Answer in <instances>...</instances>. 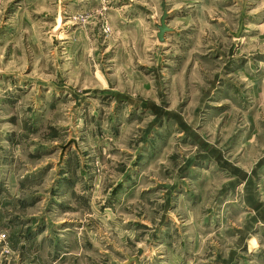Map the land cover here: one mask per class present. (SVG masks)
Here are the masks:
<instances>
[{
  "label": "rangeland",
  "instance_id": "rangeland-1",
  "mask_svg": "<svg viewBox=\"0 0 264 264\" xmlns=\"http://www.w3.org/2000/svg\"><path fill=\"white\" fill-rule=\"evenodd\" d=\"M0 233V264H264V0H0Z\"/></svg>",
  "mask_w": 264,
  "mask_h": 264
},
{
  "label": "water",
  "instance_id": "water-1",
  "mask_svg": "<svg viewBox=\"0 0 264 264\" xmlns=\"http://www.w3.org/2000/svg\"><path fill=\"white\" fill-rule=\"evenodd\" d=\"M165 18H166V13L163 12V14L160 18L159 24H157V29H158L157 37L159 40H162L164 33L170 30V28L165 23ZM241 28H242V20H240V22H239V28H238L237 32L235 33V36L239 35Z\"/></svg>",
  "mask_w": 264,
  "mask_h": 264
},
{
  "label": "crops",
  "instance_id": "crops-1",
  "mask_svg": "<svg viewBox=\"0 0 264 264\" xmlns=\"http://www.w3.org/2000/svg\"><path fill=\"white\" fill-rule=\"evenodd\" d=\"M260 26V25H259ZM229 27V28H228ZM225 28H226V30H229V32H231L232 30H233V21L231 20V22H228V21H226V23H225ZM228 37L226 38V40H225V45L226 46H228ZM223 41V40H222ZM212 151H210V153H211Z\"/></svg>",
  "mask_w": 264,
  "mask_h": 264
},
{
  "label": "built area",
  "instance_id": "built-area-1",
  "mask_svg": "<svg viewBox=\"0 0 264 264\" xmlns=\"http://www.w3.org/2000/svg\"><path fill=\"white\" fill-rule=\"evenodd\" d=\"M6 239V234H1L0 233V242L4 241Z\"/></svg>",
  "mask_w": 264,
  "mask_h": 264
}]
</instances>
